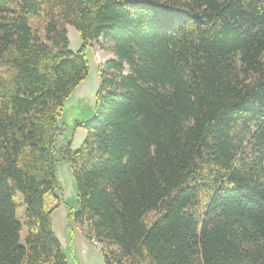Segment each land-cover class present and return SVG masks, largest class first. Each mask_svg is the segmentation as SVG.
I'll return each mask as SVG.
<instances>
[{"label":"trees","instance_id":"1","mask_svg":"<svg viewBox=\"0 0 264 264\" xmlns=\"http://www.w3.org/2000/svg\"><path fill=\"white\" fill-rule=\"evenodd\" d=\"M51 199L105 264H264V0H0V264H68Z\"/></svg>","mask_w":264,"mask_h":264},{"label":"rangeland","instance_id":"2","mask_svg":"<svg viewBox=\"0 0 264 264\" xmlns=\"http://www.w3.org/2000/svg\"><path fill=\"white\" fill-rule=\"evenodd\" d=\"M67 37L70 44V50L72 52H77L82 43L79 39L78 33L73 27L67 26ZM102 39H99L98 42H92L88 45L87 55L90 66V74L86 80L74 91L72 96L65 102L64 108L65 113L62 115V119L66 121L70 130L67 134L68 138L72 140V149L78 150L85 139V131L82 129L74 130L72 128V120H81L88 123L94 114V104H95V93L98 88V66L107 60L112 58V54L107 49H101ZM77 114V117H76ZM79 117V118H78ZM59 182L61 185V191H58L57 198L61 200L63 198L66 204H71L76 197L75 184L73 181L72 174L67 164H64L58 173ZM55 201V200H54ZM51 199L52 204H50V209H55L56 202ZM16 203L20 208L17 212L18 220L23 223L24 221V208H21V198L16 199ZM65 211H67L66 206L64 205ZM59 214L56 213V217ZM55 217V218H56ZM26 237V229L23 226L22 232L20 233V244L24 245V240ZM61 244V243H60ZM62 246V245H61ZM101 246L96 242L86 243V247H79L77 252L81 256H86L89 252H95L94 258L96 259L95 263L92 264H103V257L101 255ZM67 257L71 255L67 252ZM102 257V258H101ZM73 261L74 258H71ZM105 264V263H104Z\"/></svg>","mask_w":264,"mask_h":264},{"label":"crops","instance_id":"3","mask_svg":"<svg viewBox=\"0 0 264 264\" xmlns=\"http://www.w3.org/2000/svg\"><path fill=\"white\" fill-rule=\"evenodd\" d=\"M50 204H52V202ZM56 213L59 214L57 217L55 216ZM52 225L54 233L61 243L66 255L67 252H69V254L71 255L70 257H67L68 264L95 263V252H89L86 256L81 257V254L77 252L79 247H86V243L88 240L74 225L71 228L68 227L67 211H65L64 205L62 203L57 205V207H55L52 212ZM71 258H74V260L72 261Z\"/></svg>","mask_w":264,"mask_h":264}]
</instances>
